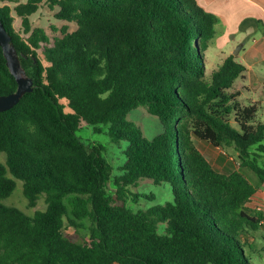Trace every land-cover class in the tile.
Returning <instances> with one entry per match:
<instances>
[{
	"label": "trees",
	"instance_id": "trees-1",
	"mask_svg": "<svg viewBox=\"0 0 264 264\" xmlns=\"http://www.w3.org/2000/svg\"><path fill=\"white\" fill-rule=\"evenodd\" d=\"M40 10L62 22L53 35L32 26ZM0 20L33 81L0 112V264H250L264 219L245 210L256 188L214 169L193 141L232 147L264 190V123L229 91L245 68L229 55L206 73L214 15L198 0H0ZM16 87L0 47V96ZM256 93L264 102V84ZM139 107L161 124L151 139L128 119ZM82 124L125 144L119 175L103 146L77 135ZM15 179L27 206L43 197L44 211L1 203ZM143 179L168 184L171 200L129 206L149 198L133 192ZM77 221L89 224L83 243L63 232Z\"/></svg>",
	"mask_w": 264,
	"mask_h": 264
},
{
	"label": "rangeland",
	"instance_id": "rangeland-1",
	"mask_svg": "<svg viewBox=\"0 0 264 264\" xmlns=\"http://www.w3.org/2000/svg\"><path fill=\"white\" fill-rule=\"evenodd\" d=\"M32 26H39L44 28L49 35H53L51 32V26L60 28L62 22L53 18L52 14L48 12H43L42 10L38 11L36 14L31 16L30 18ZM15 27L17 30H20L19 21L15 20ZM218 32L220 30L218 29ZM255 31L254 34H256ZM234 39H230L229 44L225 49H221L218 52H231L233 53L238 46L241 45V41H251L252 36H246L243 34H239ZM216 35V29H215ZM214 35V37H215ZM217 46L215 38L211 40V43L208 47L207 53L205 52L203 55L204 65L206 68L207 76L211 74L212 71H215L221 62L217 56ZM264 68V66H263ZM263 76V74H262ZM264 77V76H263ZM264 79V78H263ZM230 92H235L234 88L229 90ZM242 96L237 99L241 105H249L255 104L257 106V114L253 123H264V102L259 94H254L253 92L245 93L241 91ZM128 119L133 121L136 126L142 132L143 137L147 139H151L152 137L158 135L162 132L161 124L157 117L150 115L147 110L143 107H139L135 110H132ZM77 135L88 145H101L104 147V157L112 167V176L119 175L118 168L121 166L123 162V149L125 144L122 142H117L112 140V138L107 133L106 126H98L97 130L91 126L86 124H82L80 130L77 132ZM193 141L196 147L200 150L202 155L208 160L211 166L216 170H221V166L223 168H228L230 170L240 168L238 165V159L236 157V153L232 147H223L221 149L212 147L209 143L200 141L196 138H193ZM262 145L264 146V139L262 141ZM4 154H0V162H4ZM259 165H264V159H259ZM15 188L11 195L3 200L1 203L6 206H13L23 211L25 214L29 216H33L36 211H44L45 203L43 197H41L36 206L33 208H29L27 206L26 199L22 193V182L20 180L15 179ZM108 189H113L112 182L106 183ZM258 193L255 194V198L249 200L246 205V210L252 214L261 213L264 210V193L263 190L257 188ZM133 192L137 194H146L149 196L147 199L139 198L136 203H132V199H129L128 205L137 209H145L149 206L155 204H163L166 201L171 200V192L168 184L156 185L152 181L143 179L139 181V184L136 188L133 189ZM79 227H71L67 226V223L64 226V234L69 237L71 240L83 243L88 240L89 232H88V222L87 221H77ZM253 235L256 239V243L254 244V249L250 252V264H264V231L257 230L253 232Z\"/></svg>",
	"mask_w": 264,
	"mask_h": 264
},
{
	"label": "crops",
	"instance_id": "crops-1",
	"mask_svg": "<svg viewBox=\"0 0 264 264\" xmlns=\"http://www.w3.org/2000/svg\"><path fill=\"white\" fill-rule=\"evenodd\" d=\"M198 4L205 12L214 15L217 19L214 38L218 48L216 54L220 58L219 62L222 63L226 57L232 55L230 51L226 53L218 51L225 49L224 46L229 44L230 39L236 38L238 32L239 34L252 36L250 42L241 41L238 55L234 56V60L243 65L245 70L242 76L234 81L232 88L238 93V99L242 96L241 91L255 94L256 90L264 84V0H198ZM244 19H252L259 21V23L250 24L241 31L239 25ZM218 29L220 32H218ZM255 31H257L256 34H254ZM224 169L221 166L220 171ZM236 170L242 173L256 188L255 194L258 193L257 188L260 189V185L255 174L248 168H238ZM255 194L251 199L255 198ZM259 230L264 231V219L260 222Z\"/></svg>",
	"mask_w": 264,
	"mask_h": 264
},
{
	"label": "water",
	"instance_id": "water-1",
	"mask_svg": "<svg viewBox=\"0 0 264 264\" xmlns=\"http://www.w3.org/2000/svg\"><path fill=\"white\" fill-rule=\"evenodd\" d=\"M0 47L6 61V66L16 82V91L8 95L0 96V112L14 107L23 95L33 90V81L29 78L20 63V56L14 47L10 35L5 30L0 20ZM241 46L232 53L237 56Z\"/></svg>",
	"mask_w": 264,
	"mask_h": 264
}]
</instances>
